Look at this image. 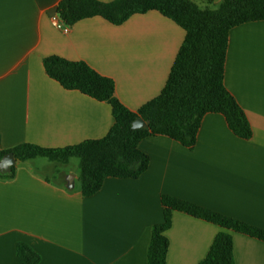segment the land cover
<instances>
[{
	"label": "crops",
	"instance_id": "crops-1",
	"mask_svg": "<svg viewBox=\"0 0 264 264\" xmlns=\"http://www.w3.org/2000/svg\"><path fill=\"white\" fill-rule=\"evenodd\" d=\"M60 1L0 0L2 151L72 147L104 138L113 125L109 104L66 90L47 75V58L87 63L111 78L117 99L137 111L163 90L184 40V31L155 11L120 26L86 19L63 33L51 23ZM192 1L212 9L221 2ZM224 86L251 124L249 140L236 137L222 115L207 114L194 149L164 135L148 137L138 146L149 156L147 171L138 179L106 178L91 197L81 195L73 170L72 189L69 173L53 181L37 170L45 168L36 161L43 157L18 161L11 179L0 174V264H19V242L39 264H148L153 226L164 220L162 195L264 230V21L229 32ZM219 231L174 212L167 264H199ZM232 236L234 264H264V241Z\"/></svg>",
	"mask_w": 264,
	"mask_h": 264
},
{
	"label": "trees",
	"instance_id": "trees-1",
	"mask_svg": "<svg viewBox=\"0 0 264 264\" xmlns=\"http://www.w3.org/2000/svg\"><path fill=\"white\" fill-rule=\"evenodd\" d=\"M155 11L174 22L185 35L161 93L137 111L125 107L116 97L115 82L100 75L85 62L47 58V75L66 90H76L99 102L110 105L113 125L100 140L79 145L46 149L21 145L2 151L0 161L13 153L19 162L43 157L66 165L72 158L79 160L81 195L98 193L106 178L138 179L149 167V156L139 149V143L164 135L192 150L207 114H220L229 130L238 138L249 140L251 124L235 98L224 86V70L229 32L246 23L264 21V0H221L216 9L200 7L192 0H62L56 12L66 25L100 17L115 26L134 15ZM142 118L148 126L133 129V122ZM1 174V173H0ZM16 174H1L11 179ZM164 220L153 226L148 248V264H167L174 212L216 225L220 228L206 257L199 264H234L233 233L264 241V230L229 218L210 209L169 195L161 196ZM19 264H39L40 257L29 245L19 242L15 248Z\"/></svg>",
	"mask_w": 264,
	"mask_h": 264
},
{
	"label": "rangeland",
	"instance_id": "rangeland-1",
	"mask_svg": "<svg viewBox=\"0 0 264 264\" xmlns=\"http://www.w3.org/2000/svg\"><path fill=\"white\" fill-rule=\"evenodd\" d=\"M58 16L57 12L56 15L51 18L54 19ZM59 17V16H58ZM33 160V159H32ZM42 160V161H39ZM37 162L43 164L45 168L39 167L37 170L41 171L43 174L48 175L53 178V181H57L58 174L64 175V173H69L73 170L74 173H77V180H76V187L77 189L80 188V181H79V160L78 159H71L70 163L68 165H61L60 163H48L49 160L46 158L43 159H37ZM53 183V182H52ZM18 260V259H17Z\"/></svg>",
	"mask_w": 264,
	"mask_h": 264
},
{
	"label": "water",
	"instance_id": "water-1",
	"mask_svg": "<svg viewBox=\"0 0 264 264\" xmlns=\"http://www.w3.org/2000/svg\"><path fill=\"white\" fill-rule=\"evenodd\" d=\"M148 126V122L144 121L142 118L136 119L133 124V129H141ZM18 161L14 158L13 153H7L2 160L0 161V173L6 174L11 172V167L15 166ZM67 182V187L72 189L75 183V176L74 175H67L65 178Z\"/></svg>",
	"mask_w": 264,
	"mask_h": 264
},
{
	"label": "built area",
	"instance_id": "built-area-1",
	"mask_svg": "<svg viewBox=\"0 0 264 264\" xmlns=\"http://www.w3.org/2000/svg\"><path fill=\"white\" fill-rule=\"evenodd\" d=\"M53 26L59 30H62L63 33H68L70 30V26L66 25V23L61 20L58 16L51 20Z\"/></svg>",
	"mask_w": 264,
	"mask_h": 264
}]
</instances>
